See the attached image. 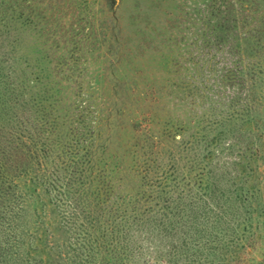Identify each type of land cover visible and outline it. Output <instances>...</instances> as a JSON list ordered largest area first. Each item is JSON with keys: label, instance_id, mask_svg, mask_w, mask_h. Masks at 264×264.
I'll return each mask as SVG.
<instances>
[{"label": "rangeland", "instance_id": "obj_1", "mask_svg": "<svg viewBox=\"0 0 264 264\" xmlns=\"http://www.w3.org/2000/svg\"><path fill=\"white\" fill-rule=\"evenodd\" d=\"M0 264H264V0H0Z\"/></svg>", "mask_w": 264, "mask_h": 264}]
</instances>
